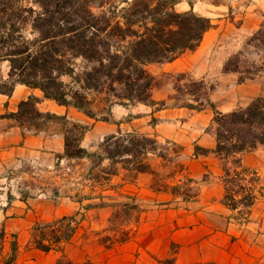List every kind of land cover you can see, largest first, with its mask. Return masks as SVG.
<instances>
[{
  "label": "trees",
  "instance_id": "obj_1",
  "mask_svg": "<svg viewBox=\"0 0 264 264\" xmlns=\"http://www.w3.org/2000/svg\"><path fill=\"white\" fill-rule=\"evenodd\" d=\"M184 2L189 8L179 11L177 6ZM195 3V0H0V94L11 96L17 85H23L40 91L44 100L104 122L110 120L114 106L158 104L163 108L165 102L154 103L151 99L156 82L148 67L173 62L184 53L197 50L205 35L216 27L212 18L195 11ZM263 47L264 22L243 50L225 62L223 73L239 75V83L253 80L264 63L249 60L247 53L254 49L258 55H264ZM3 65L8 67L5 75L1 71ZM190 84L188 94L180 89V101H184L181 105L197 112L206 107L214 111L215 153L224 164L225 202L233 209L242 205L247 210L254 204L255 195L237 168L244 154L264 147V97L254 99L247 107L223 113L210 99L214 86H207L204 79ZM42 101L32 95L9 117L29 130L60 129L65 140L63 159L87 160L90 164L87 176L96 174V182H108L118 173L119 164L132 177L139 173L160 176L152 166L153 159L161 160L164 166L175 164L177 170L180 147L136 133L110 135L99 145L100 151L92 153L82 147L90 126L71 120L67 113L41 111ZM168 148L177 149L173 158L169 157ZM196 152L207 154L201 148ZM105 162L108 165L102 167ZM253 181L254 176L247 182ZM239 193L243 196L236 201L235 195ZM82 199L78 202L82 203ZM99 206L105 205L88 204L84 209ZM118 217L131 221V207L126 204L122 212L116 211L113 218ZM73 219L64 217L58 223H70ZM73 231L70 224L65 229L59 226L52 232L50 244L42 239L37 248L50 252L53 244L67 242ZM129 238L128 231L120 242ZM15 262L14 255L4 264Z\"/></svg>",
  "mask_w": 264,
  "mask_h": 264
},
{
  "label": "crops",
  "instance_id": "obj_2",
  "mask_svg": "<svg viewBox=\"0 0 264 264\" xmlns=\"http://www.w3.org/2000/svg\"><path fill=\"white\" fill-rule=\"evenodd\" d=\"M214 35L218 37L219 33ZM230 54L217 61L213 49L201 50L200 45L173 62L152 64L148 70L156 76V68L151 69L152 66H163L159 71L164 78L175 74H189L201 80L212 77L217 83L210 99L218 111L229 113L247 107L260 97L262 91L258 85L247 81L239 83L236 74L223 73ZM175 94L172 84L165 82L155 87L151 95L154 103H166L163 108L158 104H138L129 108L114 106L107 122L95 121L73 108L50 102L68 115L72 112L75 121L90 126L82 141V147L89 151L99 149L97 144L119 132L150 136L180 147L178 168L172 173L164 175L165 163L153 159L152 166L160 176L139 173L128 177L129 172L118 167V173L108 181L112 182V191L119 200H129L140 208L134 215V229L125 243L139 247V259L144 263H152L153 258H169L172 264H264V147L244 154L237 168L255 195L254 204L247 210L242 205L231 208L225 202L224 164L215 153L214 111L210 107L200 112L185 108L178 104ZM32 95L47 101L40 91L23 85H17L11 96L0 94V179H7L14 170L24 167L50 172L60 161H65V140L60 129L29 130L9 117ZM86 141L88 145H85ZM198 148L206 150L207 154L197 153ZM252 176L255 181L248 184ZM156 179L159 182L156 183ZM242 196L236 194V201ZM81 204L74 203L79 207ZM104 205L90 209H84L83 205L82 209L101 214L112 210L116 204ZM18 212L22 221L29 216L24 207ZM7 222V214L1 210L0 226ZM5 251V247L0 251V260L4 259ZM16 263L21 264L19 260ZM53 263L32 261L25 264Z\"/></svg>",
  "mask_w": 264,
  "mask_h": 264
},
{
  "label": "rangeland",
  "instance_id": "obj_3",
  "mask_svg": "<svg viewBox=\"0 0 264 264\" xmlns=\"http://www.w3.org/2000/svg\"><path fill=\"white\" fill-rule=\"evenodd\" d=\"M195 2V11L212 18L216 25L205 35L201 50L213 49L214 59L217 61L226 54L231 53L228 60L232 55L242 51L247 40L264 22V0H195ZM188 8L185 2L177 6L179 11H186ZM250 23L255 24L252 26ZM246 24L250 26L247 29L244 26ZM248 29L253 30L247 31ZM216 32L219 33L218 37L214 35ZM261 49L263 52L264 47ZM247 58L259 64L264 63V55H258L254 49L247 53ZM152 67L151 69L156 68L154 70L157 74L154 76L156 87L165 82L172 84L176 90L175 97L178 104L184 103L180 101V89L184 94H188L191 91L190 81L201 80L189 74H175L164 78L159 71L163 66ZM245 70H248V67L244 68ZM1 71L5 75L8 71L7 65H3ZM256 73L259 75L247 82L258 85L262 90L260 96L264 97V67L261 72ZM236 76L239 79L240 76L237 74ZM204 80L207 86H216L217 82L212 77ZM186 98L187 102L189 96ZM40 109L43 112L52 111L60 115L66 113L64 109H58L50 101H43ZM68 116L71 120H76L72 112ZM88 143L86 141L85 145ZM168 149L169 157L173 158L177 149ZM99 151L100 149H96L93 152ZM89 165L87 160H65L60 161L59 166L50 172L24 167L14 170L7 179L5 177L0 179V212L5 210L8 219L7 224L0 226V251L6 248L4 259L0 260V264H4L14 255L16 262L19 260L21 264L32 261L54 262L53 264H172L169 258L164 260L153 258L152 263H144L139 259V247L125 243L126 241L120 242L126 232L134 229V215L140 208L138 209L129 200H119L112 191V182H96L94 180L96 174L88 177ZM107 165L108 162H105L102 167ZM118 167L122 168V165L119 164L117 169ZM165 168L164 175H167L174 171L175 164L168 163ZM126 175L131 176L130 173ZM158 180L156 179V183L159 182ZM80 198H84L81 207L74 205ZM100 202L108 205L116 204L119 207L101 214L88 213L82 209L83 205ZM126 204L133 211L131 221L128 222L123 217L114 219L113 214L116 211L122 212ZM134 206L135 210H133ZM22 207L29 212L25 221H22L18 212ZM64 217L74 219L70 223L67 221L58 223ZM69 224L70 229L74 231L67 242L58 246L53 244L50 252L37 248V243L42 239L44 243L50 244L54 229H58L59 226L65 229ZM14 243H16L15 247Z\"/></svg>",
  "mask_w": 264,
  "mask_h": 264
},
{
  "label": "built area",
  "instance_id": "obj_4",
  "mask_svg": "<svg viewBox=\"0 0 264 264\" xmlns=\"http://www.w3.org/2000/svg\"><path fill=\"white\" fill-rule=\"evenodd\" d=\"M255 176V175H254Z\"/></svg>",
  "mask_w": 264,
  "mask_h": 264
}]
</instances>
